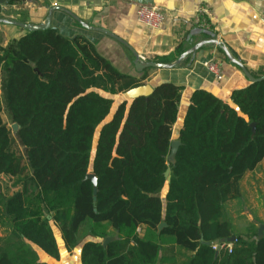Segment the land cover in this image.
<instances>
[{"label":"trees","instance_id":"16d2710c","mask_svg":"<svg viewBox=\"0 0 264 264\" xmlns=\"http://www.w3.org/2000/svg\"><path fill=\"white\" fill-rule=\"evenodd\" d=\"M0 72L26 150L24 162L10 148L0 92V175L19 187L7 197L0 185V264H63L80 244V264H264V236L234 231L225 209L264 158V80L234 90L231 104L194 90L169 161L183 86L160 83L112 114L113 96L142 79L53 27L0 46ZM233 235L215 255L214 241Z\"/></svg>","mask_w":264,"mask_h":264},{"label":"crops","instance_id":"0c3cea01","mask_svg":"<svg viewBox=\"0 0 264 264\" xmlns=\"http://www.w3.org/2000/svg\"><path fill=\"white\" fill-rule=\"evenodd\" d=\"M151 4L160 6L165 15L158 29L149 28L136 17L139 5ZM52 7L59 9L52 12L51 27L66 37L84 36L119 72L141 78L140 85L155 87L167 82L183 86L178 116L172 130L174 140H178L191 93L203 89L231 104L232 92L250 84L241 69L230 62L218 46H203L193 56H186L175 68H148L139 73L133 64L134 55L127 46L82 24L116 34L144 61L167 64L174 63L181 53L209 39L205 33L190 34L195 27L203 28L213 32L215 38L242 62L250 74L256 77L264 75V0H5L1 4L0 18L40 24ZM25 33L26 30L18 26L0 23V46H6ZM179 49L181 52H178ZM210 60L219 63L221 80H216L205 66V62ZM117 101L113 102L112 114ZM130 101L128 99L127 103ZM167 188L166 183L160 192L163 201ZM227 203L236 206L240 221L233 220ZM225 209L234 231L238 233L248 232L254 220L256 223L253 225L257 229L259 223L264 222V158L255 169L242 177L239 196L228 200ZM80 248L81 244L76 249L78 258Z\"/></svg>","mask_w":264,"mask_h":264},{"label":"water","instance_id":"95a60500","mask_svg":"<svg viewBox=\"0 0 264 264\" xmlns=\"http://www.w3.org/2000/svg\"><path fill=\"white\" fill-rule=\"evenodd\" d=\"M5 2V0H0V12L2 11L1 8V4H3ZM59 8L57 7H52L48 10V14L45 18V20L40 23V24H30V23H23L17 20H12V19H4V18H0V23H4V24H10V25H15L18 26L20 28H23L27 31H38V30H46L49 27H51V16H52V12L54 10H57ZM66 12V11H65ZM70 14V12H67ZM75 20L80 21L77 17H75L73 14H70ZM81 22V21H80ZM82 26L91 29V30H95L98 31L100 33H103L107 36H110L116 40H118L119 42H121L122 44H124L125 46H127V48L129 50L132 51L133 55H134V67L135 70L137 72H142L145 69L148 68H158V69H172L175 68L180 62L181 60H183L186 56L188 55H194V53L196 52V50L202 48L203 46H218L225 54V56L228 58V60L230 62H232L233 64H235L236 66H238L241 71L244 73V75L248 78L250 83H255V82H259L264 80V75L256 77L253 76L252 74H250V72L246 69V67L242 64V62L238 59L235 58L230 52L229 50L226 48V46L218 39L215 38V34L209 30L203 29V28H199V27H195L190 31V34H199V33H205L209 36V39H206L202 42H199L198 44L192 46L191 48H189L188 50H186L185 52L181 53L179 58L171 64H167V63H162V62H158V61H144L142 60L139 55L130 47L126 44V42L121 39L119 36H117L116 34L108 31L107 29L104 28H100V27H93V26H88L87 24H82ZM154 87L150 86L149 84H144V85H138L136 87L130 88L125 92L124 97H122V100H128V99H134L136 97L139 96H147L150 95L153 92ZM12 128L14 130L18 129V126L16 123L12 124ZM251 128L252 131H254V123L251 124ZM180 145L179 140H174L172 139L170 142V151L168 154V159L169 161H172L174 158V155L178 149ZM164 177L166 179V183L170 182V169H166V171L164 172ZM85 179H89L93 185V199H96V192H97V188H96V184H97V179L96 176L92 173L89 172L87 173V175L85 176ZM166 226V223L162 222L159 224V228H162ZM264 236V222L259 223L258 225V229H257V233L254 236L255 239H259L261 237ZM113 239V237H106L102 244L105 246L108 242H110ZM235 240V236H230L229 238H221V239H217L214 241V244L217 245V249L215 251V255L218 254V251L220 250V245L223 243H230L233 242ZM205 244H208V242L202 241ZM68 264H80V263H75L73 260H70Z\"/></svg>","mask_w":264,"mask_h":264},{"label":"rangeland","instance_id":"374dc122","mask_svg":"<svg viewBox=\"0 0 264 264\" xmlns=\"http://www.w3.org/2000/svg\"><path fill=\"white\" fill-rule=\"evenodd\" d=\"M3 73L0 72V89H1V102H2V117L3 120L5 122V124L7 125V127L9 128V136H10V141H11V150L18 156L20 157L24 162L26 160V150L25 148L21 145V143L18 140L17 134H16V130H14L12 128V120L10 117L9 112L6 109V105H5V100H4V93H3ZM124 92H119L115 97H114V101L116 102L117 99L124 97ZM120 100H118L117 102H119ZM169 160V159H168ZM15 180H13L12 178H10L7 175H0V185H1V189L4 192V194L8 197L11 196L14 192L19 190V187L14 186ZM226 207L229 209V211L231 212L232 218L235 221H240V215L238 214L237 208L234 204L232 203H227ZM238 223V222H237ZM256 223V220H254V222L252 221V225L251 224H247V226L251 225L250 227L254 226ZM254 224V225H253ZM86 224H84L82 226V231H81V236L85 234L86 232ZM249 229V228H248ZM242 233H244L242 231ZM3 235H5V229L0 227V237H2ZM85 239V238H84ZM62 263L63 264H67L69 263L70 260H73L75 263H79V258L77 257V252L76 249L73 251V254L71 255H66L63 254L62 256ZM50 264H54L52 262H50Z\"/></svg>","mask_w":264,"mask_h":264},{"label":"built area","instance_id":"2783aa9c","mask_svg":"<svg viewBox=\"0 0 264 264\" xmlns=\"http://www.w3.org/2000/svg\"><path fill=\"white\" fill-rule=\"evenodd\" d=\"M136 17L140 23L148 26L149 28L158 29L163 24L165 15L160 6L151 4L139 5L136 10ZM205 66L208 68L210 73L214 75L216 80L222 79L220 65L218 62H216L215 60H210L208 62H205ZM223 247H228V249L230 250L231 245L230 243H223L220 245V249ZM213 248L217 249V245L214 244Z\"/></svg>","mask_w":264,"mask_h":264}]
</instances>
